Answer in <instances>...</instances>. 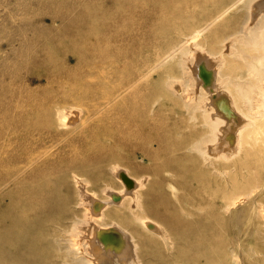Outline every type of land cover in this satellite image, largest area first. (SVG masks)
<instances>
[{"label": "rangeland", "instance_id": "374dc122", "mask_svg": "<svg viewBox=\"0 0 264 264\" xmlns=\"http://www.w3.org/2000/svg\"><path fill=\"white\" fill-rule=\"evenodd\" d=\"M141 1L0 0V262L2 259L3 264H27L31 253L38 256L46 242L54 240L53 226L68 233L72 221L79 216L82 194L105 198L107 192L119 189L112 166L127 170L137 179L146 177L150 184L159 179L150 167L152 163L129 142L101 150L99 154L107 163L105 170L110 172L104 170L103 180L86 178L82 185L76 181L85 179L81 171L65 167L87 156L92 144L84 132L98 130L95 123L98 112L105 116L125 102L129 108L134 107L133 102L125 99L132 97L128 95L139 84L186 81L181 65L185 55L189 57L186 71L191 72L202 61L213 73L206 77L207 81L196 77L211 104L209 173L217 196L213 200L210 234L228 252L227 258L214 263L201 260L198 264H253L255 255L245 254L244 245L246 239L256 238L253 229L256 211H250L248 204L257 196L256 182L264 179V87L259 84L264 64L259 61L262 51L254 48L249 39L260 36L256 28L260 19L263 21L264 5H258L261 0H226L216 7L207 2L210 15L197 23L196 27L202 29L199 33L183 34L171 29L162 35L158 22L148 26L145 18L142 20ZM96 4L111 27H97L95 34L86 35L84 26L97 19L93 11ZM213 17L214 21L201 28ZM248 17L253 21L250 28L255 31L241 32ZM225 23H229L225 30L233 31L236 27L237 32L225 31L214 41L212 30ZM118 28L124 29L119 32ZM78 30L83 33L77 34ZM165 40L175 44L174 48L161 44ZM119 41L130 42L124 43L133 45V50L137 46L139 49L137 53L127 52V66L113 49V42ZM159 47L163 49L159 51ZM50 53L55 58L47 63ZM162 85L160 89L167 91ZM82 89L86 91L80 94ZM160 102V98L150 100L147 110L155 109ZM41 105L51 110L63 106L65 114L58 119L51 113L49 121L44 122L46 126H36L34 120ZM136 106L140 108L141 103ZM77 111L80 118L74 117ZM165 113L160 133L177 126L176 135L181 137L189 129L187 120L176 113ZM111 137L112 131H107L98 140L111 144ZM59 177L63 183L57 181ZM245 178L251 179V184L229 199L226 191L232 181ZM42 179L44 182L39 184ZM55 186L58 194L68 197V206L64 204L63 210L67 213L70 207V212L53 224V217L61 213L47 217L49 202L45 198ZM139 190L143 188L138 187ZM246 226L248 235L244 234Z\"/></svg>", "mask_w": 264, "mask_h": 264}, {"label": "bare ground", "instance_id": "6f19581e", "mask_svg": "<svg viewBox=\"0 0 264 264\" xmlns=\"http://www.w3.org/2000/svg\"><path fill=\"white\" fill-rule=\"evenodd\" d=\"M224 1L226 0H142V20L145 18L147 25L158 22L159 32H162V35L171 29L179 30L183 34H190L193 31L197 34L202 30L196 27L199 20H206L210 15L205 4L211 2L213 7H216ZM259 4L263 6L264 0H261ZM93 9L97 19L84 26L86 35L89 32L95 34L97 27H111L105 20L99 4H96ZM84 13L80 20L85 18L89 12ZM249 18L242 26L241 32L255 31V28H250L253 21ZM214 19L213 17L201 28L204 29ZM259 23L256 32H259L260 36L251 37L249 41L253 43L254 48L262 51L259 61L264 64V18L263 21L260 19ZM227 25L229 23L219 24L212 30L214 41L218 36L222 37L225 31L231 30H225L229 27ZM123 29L118 28L117 30L121 32ZM237 30L235 27L229 33H236ZM80 33L83 32L78 30L77 34ZM155 37L158 41V36ZM124 42H113V49L122 58L123 65L127 66L129 65L127 52L137 53L139 49L136 45L135 51L133 45L126 44L130 42ZM162 43L167 44L166 48L173 49L175 46L168 41ZM162 49L159 47V51ZM54 58L50 53L46 62L51 63ZM188 60V55H185L181 61L183 72L187 75L186 81L167 80L165 85L155 82L139 84L131 91L135 95L133 93L128 95V93L127 95L132 97L125 99L133 102L134 107L129 108L128 102H125L124 106L114 108L115 112H110L105 116L98 112L95 122L99 125L98 130L84 132L85 137L89 136L87 141L92 144L87 156L79 158L77 162L72 163L71 161L65 167L66 170L72 168V171H81L85 179L77 178L76 181L82 185L86 178L95 181L103 180L108 170H105L107 163L105 164L103 156L99 154L101 150L114 149L129 142L145 160H148V163H152L149 165L152 166L151 169L159 176V179L153 180L154 182L150 184L145 181L146 177L137 179L127 170L112 166V173L119 181L120 188L107 192L105 198L99 196L101 199L93 198L88 192V194L83 192L78 202L80 213L77 219L72 221L70 231L66 233L53 226L54 240L47 241L43 252L38 256L31 253L27 264H198L201 260L214 263L227 258L228 252L222 248L221 241L213 240L210 234L211 221L214 216L213 200L217 196V191H213L209 173L212 140L211 104L203 92L201 81L196 77L199 75L201 79L207 81L206 77L210 78L213 73L202 61L195 64L196 68L191 72L186 71ZM259 79L260 88L264 87V74ZM160 84H163L167 91L160 89ZM70 90L74 89L70 88ZM84 91L86 89L80 90L79 93ZM162 91L165 92L162 93ZM154 98H160L159 106L147 110L150 100ZM137 102L141 103L140 108L136 106ZM165 111L179 114L187 120L186 127L189 129L181 137L176 135L177 126L162 130L160 133L159 129L162 128L161 122L163 114H166ZM51 113L59 119L64 116L65 109L63 106H56L51 110L41 105L34 120L36 126L45 125L44 122L49 121ZM75 114L74 117L80 118L78 111ZM107 131H112V142L102 144L98 139ZM62 179L59 177L57 181L63 183ZM251 181L249 178L242 179L240 182L232 181L226 195L230 199V196L233 197L236 192H243ZM256 181L257 179L253 180V182ZM42 182H44L43 179L39 181V184ZM146 182L149 184L148 187H145ZM162 185L167 186L169 190ZM255 186L258 188V193L248 207L250 211H256V222L253 224L256 238L252 241L246 239L244 251L247 255H255L252 260L253 264H264V179L258 180ZM138 187H142L143 190L138 191ZM56 189V186L53 187L45 198L49 202L47 217L61 213L53 217V224L57 223L64 214L70 212V207L67 208V213L64 211L66 209L63 210L64 204L66 206L68 203V197L58 194ZM180 190L186 191L187 195L184 192L181 193L182 191L179 192ZM247 228V226L244 228L246 235L249 233ZM45 232L47 233L46 230L43 231L44 234ZM146 257L152 260H145ZM49 259H53V262L49 263ZM3 263L1 259L0 264Z\"/></svg>", "mask_w": 264, "mask_h": 264}]
</instances>
